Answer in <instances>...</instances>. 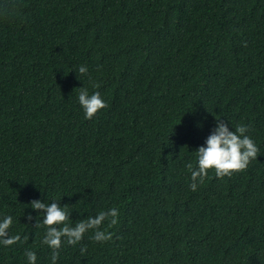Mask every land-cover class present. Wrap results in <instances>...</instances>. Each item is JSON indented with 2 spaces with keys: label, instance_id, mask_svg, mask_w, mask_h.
I'll return each instance as SVG.
<instances>
[{
  "label": "trees",
  "instance_id": "16d2710c",
  "mask_svg": "<svg viewBox=\"0 0 264 264\" xmlns=\"http://www.w3.org/2000/svg\"><path fill=\"white\" fill-rule=\"evenodd\" d=\"M14 3L0 8V218L28 240L0 245V264H28L26 249L51 264L33 200L67 205L71 226L118 210L100 226L111 240L63 241L56 264H264V0ZM82 86L107 104L92 119ZM220 118L250 125L258 156L192 191L186 165Z\"/></svg>",
  "mask_w": 264,
  "mask_h": 264
},
{
  "label": "clouds",
  "instance_id": "9594fccd",
  "mask_svg": "<svg viewBox=\"0 0 264 264\" xmlns=\"http://www.w3.org/2000/svg\"><path fill=\"white\" fill-rule=\"evenodd\" d=\"M0 8L3 9L5 18L11 17L16 11L14 0H6ZM78 71L81 75H85L88 69L86 66H80ZM92 87L96 88L98 85L93 83ZM78 103L86 119H92L98 111L107 107L98 91L90 94L88 88L84 86L79 87ZM216 121L217 126L212 134L207 137L204 146H200L195 151V166L192 163L186 165L191 173L189 187L192 191H196L198 185L204 182L209 170H214L217 178L231 176L235 172L246 170L251 160L256 159L258 156V147L246 135L251 127L250 125L240 124L234 128V131H230L228 124L223 119H216ZM29 204L31 209L42 215L41 223L47 228L41 243L52 250L51 264H56L59 258L58 250L61 248L63 241H66L69 246H75L89 230L93 231L91 239L95 242L104 243L111 240L112 233L101 230L100 226L105 220H109V227L115 225L119 215L116 208H110L107 211H100L95 217H87L71 226L67 223L70 216L65 210L67 205L61 207L55 200L50 204L33 200ZM27 219L32 220V216L28 215ZM12 223L13 218L10 215L0 218V245L8 247L28 240L27 235L23 237L22 241L20 234H9ZM35 226L39 227L37 223ZM86 251L85 246L80 248L81 255ZM24 255L28 264H36L37 257L34 251L26 249Z\"/></svg>",
  "mask_w": 264,
  "mask_h": 264
}]
</instances>
